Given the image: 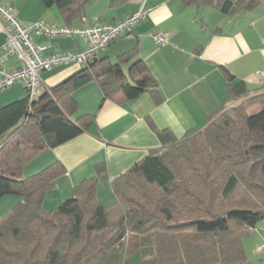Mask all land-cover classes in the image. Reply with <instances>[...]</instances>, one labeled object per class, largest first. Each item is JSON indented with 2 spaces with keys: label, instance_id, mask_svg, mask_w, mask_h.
Returning a JSON list of instances; mask_svg holds the SVG:
<instances>
[{
  "label": "trees",
  "instance_id": "16d2710c",
  "mask_svg": "<svg viewBox=\"0 0 264 264\" xmlns=\"http://www.w3.org/2000/svg\"><path fill=\"white\" fill-rule=\"evenodd\" d=\"M40 1L71 23L91 0ZM180 1L232 17L262 0ZM137 56L132 49L115 60L95 59L38 99L27 94L0 108V198L19 199L0 219V264H115L129 234L150 233L153 255L142 264L245 262L243 241L264 223V94L250 96L232 75H226L225 103L205 128L180 139L157 131L160 149L112 180L116 200L108 206L96 197L103 164L51 210L43 202L65 168L56 162L23 177L24 166L40 152L69 142L92 123L87 115L72 119L79 108L72 95L82 87L96 83L105 99L133 100L147 92L155 105L162 102L158 82Z\"/></svg>",
  "mask_w": 264,
  "mask_h": 264
},
{
  "label": "crops",
  "instance_id": "0c3cea01",
  "mask_svg": "<svg viewBox=\"0 0 264 264\" xmlns=\"http://www.w3.org/2000/svg\"><path fill=\"white\" fill-rule=\"evenodd\" d=\"M1 2L13 7V16L23 27L36 21L78 29L97 24L114 25L136 12L142 2L150 9L143 22L112 41L95 59L115 60L122 53L136 49L137 57L144 61L158 82L162 102L155 105L147 92L133 100L105 99L96 83L74 92L72 98L79 108L72 119L87 115L92 117V123L69 142L43 150L23 169V177L27 178L56 162L65 168V175L45 196V210L72 197L74 187L95 177L100 164L105 166V178L97 186V200L104 206L115 202L112 180L148 153L160 149L157 131L170 130L180 139L205 128L210 116L227 99V74L232 75L234 81L244 82L250 96L264 94L261 85L264 80V0L254 10L232 17L224 16L212 6H182L180 0H130L114 8L110 7L109 0H91L82 16L71 23L60 17L56 7H45L40 0ZM7 25L0 18V46L5 42L3 28ZM158 30L166 35L163 46L152 40ZM32 39L36 45L46 48L43 56L77 54L87 47L80 37L32 35ZM14 64L12 60L5 67L12 68ZM79 69L77 65H59L41 72L43 84L36 99ZM260 72L262 76L257 74ZM26 95L24 85L16 83L0 91V108ZM18 201L14 195L1 197L0 219ZM151 239L150 234H129L125 243L128 241L130 246L133 242V253L138 254L140 260L131 261L129 252L125 251L124 257L120 256L115 264H142L144 257L153 255V248L148 249ZM145 242L147 249L143 248ZM263 245L264 223H261L243 241L247 264L264 262V248L257 250Z\"/></svg>",
  "mask_w": 264,
  "mask_h": 264
},
{
  "label": "built area",
  "instance_id": "2783aa9c",
  "mask_svg": "<svg viewBox=\"0 0 264 264\" xmlns=\"http://www.w3.org/2000/svg\"><path fill=\"white\" fill-rule=\"evenodd\" d=\"M150 9L145 3L140 4L139 9L125 19L114 25H94L78 29L69 26H51L43 21H36L27 27L21 26L14 18V9L10 4H2L0 0V18L8 25L3 28L5 42L0 46V91L7 89L16 83H22L30 100L36 99L42 87L40 73L50 71L59 65H77L79 67L92 63L96 54L104 51L108 45L123 35L131 32L132 28L143 22ZM32 35H41L48 38H82L87 47L84 51L75 53H62L43 56L45 47L34 43ZM153 42L158 46L166 44V35L158 30L152 35ZM14 60L12 68H6V64ZM262 76L263 73H257ZM264 87V80L261 82ZM48 90L47 92H49ZM263 246L257 247L260 251ZM239 264H247L242 262ZM259 264H264L260 262Z\"/></svg>",
  "mask_w": 264,
  "mask_h": 264
},
{
  "label": "rangeland",
  "instance_id": "374dc122",
  "mask_svg": "<svg viewBox=\"0 0 264 264\" xmlns=\"http://www.w3.org/2000/svg\"><path fill=\"white\" fill-rule=\"evenodd\" d=\"M38 96V95H37ZM37 96H35L36 98H37ZM227 109V108H226ZM256 110H258L257 108H256ZM233 226V225H232ZM150 235H151V237L153 238V234L152 233H150ZM132 241V240H131ZM132 244L129 246V244H128V241L125 243V250H126V252H129V257H130V259H131V261H139L140 259H139V256H138V254H134L133 253V251H134V247H133V242H131ZM143 248L144 249H147L148 248V245H147V243L145 242L144 243V245H143ZM227 264H231V263H227Z\"/></svg>",
  "mask_w": 264,
  "mask_h": 264
},
{
  "label": "water",
  "instance_id": "95a60500",
  "mask_svg": "<svg viewBox=\"0 0 264 264\" xmlns=\"http://www.w3.org/2000/svg\"><path fill=\"white\" fill-rule=\"evenodd\" d=\"M95 60V59H94Z\"/></svg>",
  "mask_w": 264,
  "mask_h": 264
}]
</instances>
